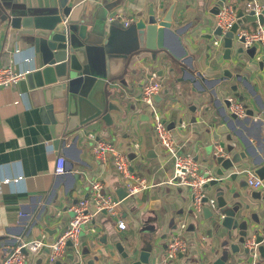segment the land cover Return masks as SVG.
Masks as SVG:
<instances>
[{"label": "crops", "instance_id": "0c3cea01", "mask_svg": "<svg viewBox=\"0 0 264 264\" xmlns=\"http://www.w3.org/2000/svg\"><path fill=\"white\" fill-rule=\"evenodd\" d=\"M15 1L29 7H45L57 3V0H0V24L4 11ZM103 1L105 0H93L92 10L97 9ZM108 1H117V5L110 9L108 18L111 14L119 13L134 21L142 17L146 19L151 3L158 2ZM172 1L165 0L166 8ZM217 1L178 0L175 18L178 25H189L184 34V42L193 61L190 57H181L182 49L172 41L175 50H159L156 57L145 50H139L127 59L117 58L108 62V70L115 74L113 85L117 86L112 99L124 112L112 113V126L106 125L101 119L84 126L79 131L81 137L76 147L55 149L49 128L40 116L39 108L34 106L28 95L26 78L17 85L0 89V264L8 257L16 241L19 243L43 233L47 235L48 241H53L69 223L71 215L67 208L90 193L93 181H101L104 191L118 200L119 190H127L113 161L110 159L102 163L90 153L85 129L93 131L98 139L110 140L120 145L130 155L134 173L150 178L151 184L155 185L121 200L118 214L127 224L125 229L117 227L118 217L97 213L95 219L83 229L81 250L77 252L74 247L68 246L65 256L57 264H86L94 256L99 257L96 264H125L123 257L111 250L114 236L122 239L136 237L138 246L142 245L141 240L152 238L154 264H161L165 255L163 244L170 236L180 232L182 221L187 223V229L182 234L188 240L189 249L179 255L175 260L177 264H213L224 251L231 250L232 243L238 242V230L229 239L226 228L217 227L203 212L199 218L194 219L190 213L193 205L190 188L168 183L173 175L167 169V161L170 159L156 139L152 121L144 116L149 109L139 100L141 83L156 72L164 80V89L160 95L162 100L157 101V106L162 110L167 127L171 121H176L177 127L179 111L184 114V130L181 135L184 140L177 139L181 152L193 155L198 161L200 172L209 171L207 175L213 177L212 169L215 165L204 149L211 140L204 129L213 117L217 121L221 118V105L215 100L216 92L220 89L217 77L223 72L219 54L223 47L221 38L216 35L212 39L202 35L213 34L217 26L218 15L211 12ZM240 4L244 5V0H240ZM121 23V19V27L108 23V29L121 40L133 36L135 31L132 24L123 27ZM259 24L257 20L241 30H254ZM4 40L0 36V66L12 64L15 70L25 73L34 67L32 49L17 42L13 50L9 51L7 41ZM215 41L219 43L215 44ZM259 46L264 51V45ZM262 57L264 52L242 66L240 73L246 79L237 80V85L249 108L255 110L256 118L264 120V66L260 67L258 64ZM249 67L251 68L248 69ZM229 97L234 96L230 94ZM193 105L196 107L195 112L189 108ZM245 109L247 112L246 107ZM246 116L245 113L233 121L229 133L233 134L238 150L248 146L247 139L252 141L254 148L248 146L252 157L245 162L249 165L248 169L255 171L259 165H253V159H261L264 164V141L259 143L257 139L258 133L264 138V124L257 129ZM194 117L197 122L191 121ZM172 132L177 138V131ZM59 156L66 159L65 172L61 175L55 174ZM69 162H73L71 172L68 170ZM74 175H78L75 180ZM255 190L264 192L262 189L249 187L242 194L249 196ZM248 202L250 207L244 213L250 225L251 236L256 228L263 232L264 199L249 197ZM84 247H88L91 253L83 255ZM47 254L46 250L37 256L29 254V264H47ZM227 264L248 263L243 252H231Z\"/></svg>", "mask_w": 264, "mask_h": 264}, {"label": "water", "instance_id": "95a60500", "mask_svg": "<svg viewBox=\"0 0 264 264\" xmlns=\"http://www.w3.org/2000/svg\"><path fill=\"white\" fill-rule=\"evenodd\" d=\"M224 1L218 0L211 12L218 15ZM116 2L105 0L97 9L92 10L93 0H57L55 5L45 7H29L15 1L4 11L0 36L7 41V49L12 51L19 42L33 51L34 67L26 71L28 95L34 106L39 108V114L48 126L51 140L57 150L60 147L66 150L72 146L76 147L81 137L79 131L84 126L98 119L112 126V113L124 112L112 99L117 86L113 85L115 74L108 70L110 60L127 59L139 50H145L156 57L159 50L174 51L173 41L182 49L181 57H190L193 61L184 42V34L189 25L180 26L175 18L178 0H173L167 8L165 0L152 2L147 18L142 17L134 21V35L124 40L108 29V23L120 26L118 21H108V13L117 5ZM234 6L238 8L241 17L228 31L223 32L220 26H216L213 34L202 35L208 39L216 35L221 38L223 47L219 52L223 72L217 77L220 89L216 92L215 100L221 105V118L217 121V118L213 117L204 129V133L211 140L204 149L215 167L212 169V179L204 185L203 214L217 227L226 228L229 239L233 238L235 230L239 231L238 242L232 243L231 250L224 251L213 264H227L231 252H243L248 264H264V227L263 232L256 228L253 235L249 236L250 225L244 213V210L250 207L249 197L264 199V192L255 190L249 196L242 194L250 187L246 178L249 165L245 160L252 157L249 148L254 146L252 141L247 139V145L250 147L238 150L233 134L229 133L230 124L239 119V116L230 110V94L247 108L246 119H249L254 127L258 129L264 124L263 118H256L255 110L249 108L237 85V80L246 79L240 73L242 66H245L247 61L256 59L257 55L264 51L262 46L257 44L246 47L245 37H238L239 30L257 21V18L253 13L243 16L241 7L236 4ZM258 19L260 24L264 25V11ZM258 64L260 67L264 66V57L259 59ZM160 95L156 96L157 101L162 100ZM189 108L196 111L194 105ZM180 112L179 125L176 127L177 122L171 121L168 128L177 131V139L184 140L181 136L184 130V114ZM191 121L197 122V118L194 117ZM257 139L259 143L264 141L260 133ZM252 164L259 165L255 172L264 179L262 160L253 159ZM72 167L73 162H69L70 172ZM77 178L78 175H74V180ZM126 196L128 191L120 189V200ZM211 198L216 201L215 207L208 205ZM92 210L96 211V208L92 207ZM102 212L107 213L106 210ZM249 237H254L256 249L245 246ZM141 243L142 245L138 246L136 237L122 239L120 236H114L111 250L119 253L125 264H154L152 238L143 239ZM13 244L16 246L18 241ZM68 245L72 246V243L69 242ZM256 251L257 256L254 254ZM12 252L13 249L8 257ZM90 253L91 250L84 247L82 254ZM97 259L98 256L91 257L86 264H96Z\"/></svg>", "mask_w": 264, "mask_h": 264}, {"label": "built area", "instance_id": "2783aa9c", "mask_svg": "<svg viewBox=\"0 0 264 264\" xmlns=\"http://www.w3.org/2000/svg\"><path fill=\"white\" fill-rule=\"evenodd\" d=\"M246 1V2H245ZM238 5L243 10V16L252 15L259 21V16L264 11V2L262 0H244V5L240 4V0H228L222 7L217 16L216 25L223 29V32L228 31L231 26L240 18ZM122 21L124 27H129L133 22V18H127L119 13L111 14L108 18L109 22ZM245 37L244 45L251 47L255 44L264 45V25L259 24L257 28L240 29L238 37ZM219 41H215L218 44ZM18 51V49L16 50ZM26 78L25 72L17 71L12 64L0 66V89L4 87H11L19 84ZM164 89V80L156 72L151 73L142 83L140 87L139 100L143 105L152 111L153 126L156 134V139L164 148L169 159H174L173 175L168 179V183L173 185L187 186L191 190L193 198V206L198 213L203 212L205 196L204 185L208 183L212 177L207 173H201L198 161L189 153L181 152V145L174 136L171 129L167 127L166 121L163 117L162 110L157 106L156 96L161 94ZM231 112L242 117L245 115L244 105L234 97H230ZM87 142L89 141L90 153L100 162L106 163L110 159L113 161L118 173L124 179L127 186L128 195L135 196L141 191L153 187L155 184L148 183L146 177L135 174L131 169L130 155L124 152L122 147L117 143L98 139L93 131L85 132ZM65 157L59 156L56 160L55 174L61 175L65 172ZM246 178L248 184L253 189L264 190V179H261L255 171L248 169ZM121 200L116 199L111 193L104 191L103 183L99 180L93 181L91 184L90 193L81 199L74 201L67 208L71 217L67 227L58 234L53 241H48L45 233L20 241L13 248L12 254L5 259L2 264H29L28 255L37 256L45 250L47 254V264H57L66 253L72 243V247L77 252L81 250V235L86 225L91 223L97 213L106 210L108 214L118 217L117 227L122 230L127 227L126 222L119 217L118 207ZM208 205L216 206V201L210 199ZM96 208V211L92 210ZM94 230V228H91ZM187 229V223L182 221L180 223V232L170 236L165 242V255L161 264H173L180 254H184L189 249L188 240L182 234V231ZM245 246L248 248H255L254 237H249L245 241ZM258 255L257 251L254 253Z\"/></svg>", "mask_w": 264, "mask_h": 264}, {"label": "rangeland", "instance_id": "374dc122", "mask_svg": "<svg viewBox=\"0 0 264 264\" xmlns=\"http://www.w3.org/2000/svg\"><path fill=\"white\" fill-rule=\"evenodd\" d=\"M117 24H118V22H117ZM147 110H148V109H147ZM144 116L147 117L148 119H150V121H152V123H153L152 111H147V113H146ZM173 134H174V133H173ZM174 136H175V135H174ZM167 163H168V165H167V169H170V171H171L172 174H173V169H174V159H170L169 161H167ZM171 176H172V175H171ZM146 179H147L148 183H151V182H152L150 178L147 177ZM190 209H191V210H190V213L192 214V216H193L194 219H197V218L200 217V213H198V212L195 210V208H194L193 205H191V208H190ZM106 215H109L110 217H112L111 214H108V213H107ZM163 246L165 247V244H163ZM173 264H177V261H174Z\"/></svg>", "mask_w": 264, "mask_h": 264}, {"label": "flooded vegetation", "instance_id": "af4514ba", "mask_svg": "<svg viewBox=\"0 0 264 264\" xmlns=\"http://www.w3.org/2000/svg\"><path fill=\"white\" fill-rule=\"evenodd\" d=\"M227 1H228V0H227ZM227 1L225 0L223 4H225ZM245 112H246V109H245Z\"/></svg>", "mask_w": 264, "mask_h": 264}]
</instances>
